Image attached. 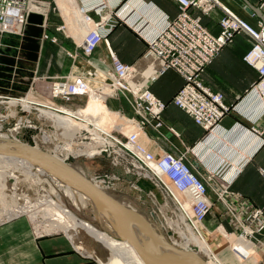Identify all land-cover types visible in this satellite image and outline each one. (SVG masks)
Segmentation results:
<instances>
[{
  "label": "crops",
  "instance_id": "1",
  "mask_svg": "<svg viewBox=\"0 0 264 264\" xmlns=\"http://www.w3.org/2000/svg\"><path fill=\"white\" fill-rule=\"evenodd\" d=\"M42 1L48 3L45 15L39 14L43 18L42 23L28 22L22 35L0 33V96L31 100V108L35 109L45 104L65 108L62 110L82 107L80 102L84 101V97H75L68 103L52 98L53 82L67 75L88 72L94 73L97 78H105L113 69L110 52L104 42L91 55H86L81 48L83 37L91 28L83 20L82 9L98 20L99 15L91 9L92 5L106 2L105 12L117 21L107 36L110 47L121 61L128 64L138 62L148 46L140 31L133 26L144 31L155 20L154 15L164 12L174 18L179 11L174 0ZM248 1L255 7L260 5L259 0ZM142 2L146 4L140 6ZM223 2L254 26L261 20L258 15L252 16L244 8L245 0ZM117 12L124 18L123 21L117 18ZM191 13L202 16L198 9H191ZM222 15L221 9L216 8L202 16V23L212 33L218 34ZM253 42L247 33L237 34L202 75L203 83L221 92L227 104L243 102L246 106H241V109L247 114L241 110L231 111L221 123L222 132L209 136L206 129L173 104L172 99L183 86L184 78L175 69H169L149 83L151 91L168 104L162 114L165 123L163 133L148 126L141 137L149 150L156 154L163 151L176 156L186 153V161L201 170L204 176L207 174L204 165H216L223 169L221 175L215 177L214 183L208 186L212 208L202 227L212 248L227 264H239L230 249L229 237H241L242 228L232 219L225 201L217 196L216 189L226 175H233L239 159L247 161L233 178L229 189L242 196L249 205L262 209L264 217V143L257 145L258 139L245 131L254 123L264 128V114L254 122L263 108L262 101H255L256 97L249 94L260 76L257 69L244 60ZM107 105L114 111L132 112L130 103L122 96L120 99H108ZM169 126L174 127L179 135L169 133ZM240 126L244 129L239 130ZM201 142L202 147L199 149ZM152 195L154 193L146 196L151 198ZM253 241L254 253L243 264H264V228L256 233ZM0 264L97 263L94 256L79 250L66 235L35 236L30 221L20 216L0 222Z\"/></svg>",
  "mask_w": 264,
  "mask_h": 264
},
{
  "label": "built area",
  "instance_id": "2",
  "mask_svg": "<svg viewBox=\"0 0 264 264\" xmlns=\"http://www.w3.org/2000/svg\"><path fill=\"white\" fill-rule=\"evenodd\" d=\"M174 1L179 9L174 18L162 12L154 15V23L144 31L138 29L136 25L133 26L140 31L141 37L148 45L141 59L133 64L121 61L110 47L107 36L117 21L111 14L105 12L106 2L100 1L92 5L91 9L99 15L98 20L83 9L85 22L90 24L91 28L85 33L81 48L86 55H91L98 45L104 42L109 49L113 69L103 79L97 78L92 72L67 75L53 82L51 96L65 103L71 102L75 97L87 98L92 91L104 94L106 100L124 97L130 103L132 112L126 113L120 110V113L132 119L137 131L130 135L118 130L114 131L113 135L106 134L109 142L106 143L105 154L116 153L121 158L129 157L133 161V166L128 167L127 171L133 170L138 178L148 179L165 197L173 199L177 208L185 215L186 222L198 231L197 225L201 226L204 223L212 208V202L208 197V186L214 183L215 177L220 176L223 169L216 165H212L213 167L204 165L207 174L202 175L201 178L197 172L201 170L186 161V153L179 156L167 151L156 154L140 141L146 127L151 126L163 133L162 129L165 126L162 114L168 104L151 91L149 83L169 69L178 71L184 78V84L173 97V104L206 129L209 136L221 133L223 129L221 123L231 111L241 110L245 114L248 112L241 109V106L245 105L243 102L235 105L227 104L221 92L214 91L203 83L202 75L226 44L237 34L247 33L254 42L245 54L244 60L257 69L260 76L249 92L251 96L256 97L255 101H262L263 108L254 121L257 122L264 114V90H262L264 88V23L259 20L257 26L252 25L223 0ZM259 1V8L264 12V0ZM143 4L146 3L142 2L140 6ZM47 7L48 3L42 0H0V33L22 35L30 14L45 15ZM216 8H220L223 12L219 21L221 30L218 34L212 33L202 23V16L210 14ZM244 8H247V5ZM191 9L200 10L202 16L193 15ZM251 15L256 16L255 13ZM117 18L124 20L118 12ZM95 81L97 84H94ZM238 129L244 128L240 126ZM245 131L258 139L257 145L264 143V128H259L254 123ZM168 132L179 135L172 126L168 127ZM91 134L89 130L87 133L81 131L75 139L90 143L93 141ZM201 147L202 142L199 149ZM246 161L247 159L236 161L233 175L231 177L226 175L223 178L224 181L220 183L216 193L225 201L232 219L242 228L241 236L253 240L256 233L264 228L263 210L249 205L243 201L242 196L232 193L229 189L233 178ZM175 191L189 198L191 202L189 208H185L176 198Z\"/></svg>",
  "mask_w": 264,
  "mask_h": 264
},
{
  "label": "rangeland",
  "instance_id": "3",
  "mask_svg": "<svg viewBox=\"0 0 264 264\" xmlns=\"http://www.w3.org/2000/svg\"><path fill=\"white\" fill-rule=\"evenodd\" d=\"M23 100H26V102L29 103L30 105L29 108L25 107ZM83 100H84L82 101L83 103L80 102L81 103L80 105L82 107H78L76 109H71V110L76 112L78 109L83 108L87 104V98H84ZM32 102L33 101L27 100L22 97L0 96V133L9 135L10 138H12L11 139L12 141H14L15 138L17 139V141H23L28 144L29 143L33 144V142L35 141L36 143H38L41 149H44L51 155L55 151L61 157L66 156L67 153L68 154L72 153L73 157H71L69 160L72 165L73 164L80 165L85 170L88 177H90L91 179L95 178V181L100 186L110 191L114 196L118 197L120 200L127 202L128 204L133 206L135 210L138 213H140V215L147 221V223H149L150 226L156 231L157 235L160 236L159 238L160 240H164L165 235L167 234L166 232L168 230L170 232V236H169L170 243L173 248L175 247V249L177 248L179 250H183L182 245L184 246V244H186L184 241H186L188 238L192 236H196V237L198 236L199 233L196 229H194V233L189 232L190 231L189 227L191 225L185 221L186 220L184 218L185 215L182 214V211H180L177 208L173 199L165 197L159 188L156 187V190L158 191V193H160L162 200H160L157 197L156 191L148 192V193H154V195H152L151 198H148L147 196L144 197L141 194V189L137 185H135L136 184L135 181H132L129 178H125L124 176L119 175L121 172L127 173L128 167L132 168L133 161H131L129 157L121 158L116 153H113L114 155L113 154L107 155L105 153L100 156L95 155L96 153H94L91 150V145L95 144L96 151H99L100 146L102 145L104 140L100 137V135L98 134L95 135V133L99 131L97 130L96 125H93L94 123L90 125V129L81 128L78 131H74L69 129L68 126H66L68 128L67 129L61 126L60 123L57 122V118H55V116H51L46 112L48 110L47 108L40 106H38L36 109L31 108ZM105 105H107L106 101H105ZM67 109L68 108H66V110ZM109 110H111V112L114 111L111 108H109ZM117 124H119L118 120L111 128L112 135L114 131L117 130L125 134L126 130L124 129V126L122 125L121 127L120 125ZM88 130L92 132L90 136H93L95 138L100 137V139H97L98 142L91 141L89 143L75 139V137L81 131H85V133H87ZM117 133L123 135L122 133L119 132ZM85 141H89V140H85ZM0 167H2L0 168V190H1L0 213L4 210H8L9 208H13L12 206L18 203H20L22 207H27L32 204H35L29 210H25L23 213H16L10 218L0 217V222L7 219L23 216L30 221L32 231L35 234V236L45 237L49 235L60 234V235H66L70 239L74 237V240L81 242L82 237L80 233L82 234V232L79 233L74 230L72 234H69L68 232H66V230L63 231V229H57L48 232L47 230L45 231L46 228L40 225L50 220V217L54 215V213L56 212V210H51V209L53 207L56 208V205H58V206L66 207V209L70 210L72 213L74 212L73 214L77 218L81 220L83 219L82 221H87L91 223L98 230L100 231L106 230V225L103 219H101L97 215L91 204L89 203L83 204L81 201H79L81 203H79V207H78L77 205H75V203H73L71 199H69L64 195L63 191L59 187V183H57L52 177H49L46 174H41L40 172H38L37 168L32 170L27 168H22L21 166L16 165L15 163H4V161L2 160H0ZM6 169L9 170L10 173L12 172L15 175H17L18 179L16 180V182L14 181V179L4 177L5 176L4 171ZM117 169H120L122 171H117ZM197 172L202 178V173H200L199 171ZM1 175H4L3 176L4 178ZM13 182L16 183L15 184L16 189L14 191L17 193L16 194L17 196H15L14 191L12 190V185H14ZM2 183L4 184V187ZM46 194L49 195L51 199ZM3 195L6 196V201H4L5 199H3ZM45 198H47V200H45ZM16 199H18V201ZM47 201H52L53 204ZM49 204H52L51 207ZM36 211L37 214L35 216L34 213H36ZM186 225L188 228L186 227ZM162 227L165 228V230L162 231L160 229ZM180 229L185 232L187 239L182 236ZM172 241L174 243L176 241V244H174ZM85 243L86 245L90 244V239L85 240ZM196 248L198 249L197 246ZM78 249L84 253L94 256L97 264H102L99 258H97L93 253H89L87 250H82L81 248ZM230 249L231 251L240 249L239 254H242L241 247L235 248L234 245V248H230ZM252 249L253 248H251V251H253ZM215 252L216 255H219L217 251ZM129 255L130 256L127 258L128 262H126L125 264H145L144 261L138 256L137 252L133 247L131 248ZM200 255L201 258L206 261V263L207 261L212 259L213 256L212 253L210 255L206 251H203V253H200ZM243 255H246V253H243Z\"/></svg>",
  "mask_w": 264,
  "mask_h": 264
},
{
  "label": "bare ground",
  "instance_id": "4",
  "mask_svg": "<svg viewBox=\"0 0 264 264\" xmlns=\"http://www.w3.org/2000/svg\"><path fill=\"white\" fill-rule=\"evenodd\" d=\"M82 14H83V20L85 22L83 9H82ZM154 21L151 22L150 25L152 23H154ZM105 90L106 89H104V91ZM262 90H264V88ZM106 92H107V90H106ZM87 101H88V103L83 108L78 109L76 112L71 110V109H67L71 112H69L67 110H62V109H65L63 107L54 108L53 106L50 107L47 105L46 106L43 105L42 107L47 108L48 110L46 109L47 110L46 112L48 114H50L51 116H55V118H57V122L60 123L61 126L65 127V128H67L66 126H68L69 129L74 130V131H78L81 128L90 129V125L92 123H94L93 125H96V128L99 131V132L95 133V135L96 134L100 135V137L104 140V142L100 146L101 150H99V151H96L95 144L91 145V150L94 153H96L97 155L98 154H104L105 151L107 150V148H105V147H106V143L109 142L108 141L109 139L105 135L106 134L112 135L111 128L117 122V120L119 122V124H117V125H120L121 127H122V125L124 126V129L126 130L125 135H130L131 133L137 131V126L134 123H132V121H131L132 119L130 117L122 116L120 111L111 112V110H109V108H107L108 106L105 105V101L107 102V100H106V97L104 94L97 93L96 91H92L91 94L87 97ZM23 103H24L26 108L30 107L29 103L26 102V100H23ZM60 111H62V112H60ZM143 133L145 134V131ZM69 134H71V133H69ZM143 135H141V137ZM100 137L99 138L92 137V138H93V141L96 142L97 139H100ZM141 137H140V141L142 142ZM11 139L12 138H10L9 135L0 133V145L1 146H7L8 148L15 149V147L18 148L17 145H21V147H22L25 144H28V143H25L23 141H17L16 138L14 139V141H12ZM142 143L145 144L144 142H142ZM30 146H34L35 148H40L38 143H36L35 141L33 142V144H30ZM70 148H71V146H70ZM52 156L58 158L60 161H62L64 163L68 164V166L70 168L74 169L75 171H77L82 176L88 177L87 173L85 172V170L80 165H78V164L72 165L70 163L69 160L71 157H73L72 153L71 154L67 153L66 156L61 157L55 151V152H53ZM0 160L4 161V163H15L16 165H19L22 168H27V169H31V170L37 168V171L40 172L41 174H46L49 177H52L57 183H59V187L63 191L64 195L66 197H68L69 199H71L73 201V203H75V205H77L79 207V203H81V202L83 204H85V203L91 204L94 211L97 213V215L101 219H103V221L106 225V230L100 231L97 228H95L91 223H89L87 221H82L83 219L81 220V219L77 218L73 214L74 212L72 213L70 210L66 209V207L56 205V208L53 207L51 209V210H56V212L54 213V215H52L50 217V220L44 224H40L44 228H46L45 231L47 230L49 232V231H53V230H57V229H63V231L66 230V232H68L69 234H72L74 230L76 232H79V233L82 232V234L80 233V235L82 237L81 242L74 240V237L71 240H73V242L77 248H81L82 250H87L89 253H93L97 258H99V260L101 261L102 264H125L126 262H128L127 258L130 256L129 253H130V250L132 247L135 249L138 256L144 261V263L147 264L146 260L142 257V255H140V253L137 251V249L128 240H125L122 238L124 233H125L124 229H122L124 222L118 218V216L112 211V209L109 207V205L103 199H101L100 197H97L95 195L93 197L88 196L86 193H84L82 190H80L73 183L66 182L62 179H59L54 174L45 170L44 168H42L38 164L30 162L23 157H18V156L0 153ZM0 168H2V167H0ZM6 170L4 171L5 176L4 175H1V176L14 179V181L16 182V180L18 179L17 175H15L12 172L10 173L9 170H7V172H6ZM117 171H122V170L117 169ZM119 175L124 176L125 178H129L130 180L135 181V182H136V180H133L131 178L132 177H136V179L138 178V175L132 171L131 172L127 171V173L121 172ZM29 176H31V175H29ZM88 178H90V177H88ZM141 178H143V177H141ZM11 179H10V181H11ZM90 180H92L94 183L99 185L95 181V178H92V179L90 178ZM4 181H6V180H4ZM10 181H9V183H10ZM15 184L16 183H14V185H12L13 191L16 189ZM135 185H137V183ZM3 187H4V184H3ZM100 187L103 188L102 186H100ZM10 189H11V187H10ZM103 189H105V188H103ZM174 193H175L176 198H178L182 202V204L185 208L190 207L191 202L186 195L179 193L177 191H175ZM14 194H15V196H17L16 195L17 193L15 191H14ZM47 196H49V195H47ZM3 199H5L4 201H6L5 195H3ZM50 199H51V197H50ZM16 200L18 201V199H16ZM45 200H47V198H45ZM79 201H81V202H79ZM47 202H51L53 204L52 201H47ZM124 203L129 205L133 210H135V208L133 206H131L130 204H128L127 202H124ZM52 204H49L50 207ZM54 204H55V202H54ZM33 205H35V204H32V205L27 206V207H22L21 204L18 203L16 205L12 206L13 208H9L8 210L2 211L0 213V217L10 218L11 216H13L16 213H23L25 210H29L30 208L33 207ZM38 212H39V210H38ZM36 214H37V211H36V213H34V215L36 216ZM49 214H51V213H49ZM143 221H144V225H142V226L139 225L138 223H133V230L136 232V234H138L140 236V239L142 240L143 244H145L148 252L152 256V259L158 260L157 256H161L162 250H166V251H168L167 264H227L225 261H223V259L220 257V255H216V252L212 249V245L210 244L208 238L204 234L202 225L201 226L197 225L198 233H199L198 236L197 237L192 236L188 239L186 238L185 232L183 230H181L182 228L180 229L182 236L184 238H186L187 240L184 241L186 243V244H184V246L181 244L183 250H179L177 248L175 249V247L173 248L171 246V243L169 245H166L165 244V238H164V240H160L159 239L160 236L157 235L156 231L150 226V224L147 223V221L144 218H143ZM176 223H178V222H176ZM191 226L189 227V230H190L189 232L194 233L195 228L193 226L192 227ZM186 227H187V225H186ZM140 229H141V231H140ZM229 238H230V244H231L230 248H234V245H235V248L241 247V249H242L241 253L242 254H239L240 249L232 251V253L234 254L236 260L239 261V264H243L254 253V251H251V248L254 245V241L247 238V237H243V236L238 237L235 235L230 236ZM88 239H90V244L86 245L85 240H88ZM174 244H176V241ZM196 246L200 250H198L196 248ZM200 251H202V252H200ZM203 251L208 252L210 255H211V253L213 254L212 259L207 261V263L204 259L201 258L200 253H203ZM214 252H215V254H214ZM243 253H246V255H243Z\"/></svg>",
  "mask_w": 264,
  "mask_h": 264
},
{
  "label": "water",
  "instance_id": "5",
  "mask_svg": "<svg viewBox=\"0 0 264 264\" xmlns=\"http://www.w3.org/2000/svg\"><path fill=\"white\" fill-rule=\"evenodd\" d=\"M245 2L247 5V11L250 14L255 13L258 15L264 23V12L259 7L252 5L248 0H245ZM42 19V16L36 13H31L29 16V22L42 23ZM17 147L18 148L15 147V149H13L0 145V153L23 157L30 162L38 164L59 179L73 183L88 196L93 197L95 195L100 197L109 205L118 218L124 222V225L122 224V229H124L125 233L122 238L128 240L137 249L140 255H142V257L146 260L147 264H167L168 251L162 250L161 256H157L158 260L152 259V256L148 252L145 244H143L140 236L133 230V223H138L141 226L144 225V221L140 213L133 210L129 205L114 196L110 191L101 188L99 185L90 180V178L82 176L77 171L70 168L68 164L60 161L56 157H53L44 149L35 148L34 146H30L28 144H25L22 147L21 145H17ZM131 179L136 180L137 186L141 189V194L144 197L148 192L156 191V186L149 180L144 178L136 179V177H132ZM156 195L160 200H162L159 193ZM160 229L162 231L165 230L163 227ZM166 233L167 236L165 235V244L169 245L170 232L167 231Z\"/></svg>",
  "mask_w": 264,
  "mask_h": 264
}]
</instances>
